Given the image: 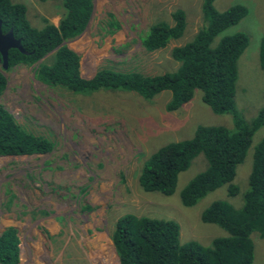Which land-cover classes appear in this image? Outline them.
Here are the masks:
<instances>
[{"label": "rangeland", "instance_id": "rangeland-1", "mask_svg": "<svg viewBox=\"0 0 264 264\" xmlns=\"http://www.w3.org/2000/svg\"><path fill=\"white\" fill-rule=\"evenodd\" d=\"M10 2L24 5L25 17L33 28H41L43 19L53 25L58 22V2ZM200 2L93 0L86 28L66 45L78 55L79 72L84 78L103 68L146 76L171 72L177 64L170 58V50L188 42L201 25ZM235 5L245 7L246 16L216 41L238 32L247 36L248 45L236 63L234 95L235 108L247 122L264 107V72L258 65L264 0L213 2L217 12ZM175 9L185 13L182 37L161 50L145 52L140 37L156 22L171 24L170 14ZM109 14L119 24L111 35L104 30ZM3 75L6 85L0 105L26 130L54 143L48 154L0 157V233L5 228H15L17 264H98V260L104 263L106 257L111 264H118L109 232L114 222L126 214L174 221L179 227L180 243L195 241L207 246L213 238L225 235L219 227L202 223L200 214L217 200L235 208L241 205L252 148L264 137V127L252 135L245 158L236 167L233 183L238 194L228 197L222 186L192 207H184L179 193L204 170L202 155L178 174L170 196L144 193L137 178L148 156L167 143L191 138L197 126L231 129L230 115L213 114L199 91H194L192 99L179 110L168 113L164 110L170 99L168 91L149 101L122 90L71 95L37 82L31 67L15 66ZM250 238L251 264H264V241L255 233Z\"/></svg>", "mask_w": 264, "mask_h": 264}, {"label": "trees", "instance_id": "trees-1", "mask_svg": "<svg viewBox=\"0 0 264 264\" xmlns=\"http://www.w3.org/2000/svg\"><path fill=\"white\" fill-rule=\"evenodd\" d=\"M58 2L57 25L42 20V27L30 26L25 7L0 0V31L11 32L22 52L8 49L6 69L0 61V96L5 89L4 71L15 66L31 67L33 78L53 91L71 95H89L98 90L132 92L144 101L163 91L170 93L164 110L168 113L186 105L194 91L215 115L231 117V129L222 126H197L191 138L170 142L143 161L137 178L144 193L170 196L174 193L179 173L202 155L206 165L179 193L182 206L192 207L206 194L225 186L226 195L235 197L239 189L233 183L236 167L245 158L252 135L264 127V107L244 121L235 108L236 63L248 45L247 36L234 33L216 38L247 14L243 6H231L222 12L214 9V0H201V25L191 39L173 47L170 58L177 66L160 75L99 69L90 78L79 72V57L66 43L81 35L93 9V0H38ZM105 21V34L119 29L112 15ZM171 24L163 21L149 26L140 37L142 49L155 52L180 39L186 27L185 13L175 9ZM258 65L264 72V33L258 47ZM54 143L19 125L0 105V157L48 154ZM90 210V207H85ZM205 224L219 227L225 235L213 238L203 246L195 241L180 243L179 227L172 220L134 216L119 217L109 232L118 264H251V234L264 241V137L253 146L251 166L241 205L226 201L210 203L200 214ZM18 263L16 230L5 228L0 233V264Z\"/></svg>", "mask_w": 264, "mask_h": 264}, {"label": "water", "instance_id": "water-1", "mask_svg": "<svg viewBox=\"0 0 264 264\" xmlns=\"http://www.w3.org/2000/svg\"><path fill=\"white\" fill-rule=\"evenodd\" d=\"M8 49H17L20 52H22V48L19 44V41L15 40L12 37V34L10 31L7 32L6 34H2L0 31V61H1V66L3 69H6V55H7Z\"/></svg>", "mask_w": 264, "mask_h": 264}, {"label": "bare ground", "instance_id": "bare-ground-1", "mask_svg": "<svg viewBox=\"0 0 264 264\" xmlns=\"http://www.w3.org/2000/svg\"><path fill=\"white\" fill-rule=\"evenodd\" d=\"M103 247H104V246H103ZM103 247H102V246L100 247V251H99V252H101V249H103ZM105 250H106V249H105ZM103 251H104V250H103ZM106 251H107V250H106ZM108 252H109V251H107L106 253H108ZM101 253H102V252H101ZM106 253H105V254H106ZM97 255H98V254H97ZM99 257H100V255H99ZM105 257H106V255H105ZM97 263H98V264H111V261H110V258H107V257H106L104 263L101 262V260H98Z\"/></svg>", "mask_w": 264, "mask_h": 264}, {"label": "crops", "instance_id": "crops-1", "mask_svg": "<svg viewBox=\"0 0 264 264\" xmlns=\"http://www.w3.org/2000/svg\"><path fill=\"white\" fill-rule=\"evenodd\" d=\"M58 21V20H57ZM57 25V24H56ZM56 25H54V26H56ZM13 228V227H12ZM15 229V228H14Z\"/></svg>", "mask_w": 264, "mask_h": 264}]
</instances>
